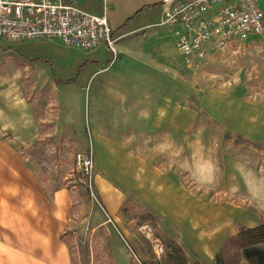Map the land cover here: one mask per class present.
Masks as SVG:
<instances>
[{
  "label": "rangeland",
  "instance_id": "1",
  "mask_svg": "<svg viewBox=\"0 0 264 264\" xmlns=\"http://www.w3.org/2000/svg\"><path fill=\"white\" fill-rule=\"evenodd\" d=\"M258 1L264 10V0ZM60 45L58 52L65 69L57 61L55 69L51 62L23 68L15 65L18 56L0 48V111L7 113L0 118V123L10 128L0 133L20 145L18 150L31 163L50 194L62 188L69 192L65 239L71 247L74 264H159L165 262L167 243L172 240L182 245L190 259H200L188 244L175 212H164L161 209H166L165 206L155 207L130 193L129 188L123 186L131 182L129 176L110 178L101 172L109 165L101 163L100 166L97 162L89 123L90 93L94 88L88 85L83 90L80 81L76 82L79 72L76 50L83 51ZM104 55L96 56L102 62ZM186 67L185 81L193 86L192 102L197 109L200 97L212 88L264 107V33L235 48L214 52L201 65ZM56 78L63 82L54 81ZM25 100L32 105L34 118L32 128L28 126L23 132L24 125L20 124L22 129L19 125L16 127L13 115H9L16 109H24L19 103ZM206 112L208 114L199 109L194 129L187 134H177V138L168 132L154 133L153 139L148 133H108L124 138L133 153L153 159L176 184L189 191L194 200L198 198L222 209L231 221L232 235L239 226L253 224L254 215L264 209V147L256 144L264 140V127L260 122H248L246 117L235 118V129L244 131L246 137L225 127L224 115L219 109ZM26 139L27 143L23 141ZM174 140L178 142L177 148L171 145ZM78 153L92 154L91 175L77 163ZM113 169L125 171L124 165L119 164H114ZM108 188L124 197L115 215L107 211L104 195ZM181 195L179 190L171 189L170 193V189H166L160 198L175 209L180 206ZM155 205L159 206L158 200ZM191 210L184 220L194 214ZM215 219L218 214L208 213V221ZM160 245L163 253L158 252ZM210 264L217 263L213 260ZM238 264L248 263L240 260Z\"/></svg>",
  "mask_w": 264,
  "mask_h": 264
},
{
  "label": "crops",
  "instance_id": "2",
  "mask_svg": "<svg viewBox=\"0 0 264 264\" xmlns=\"http://www.w3.org/2000/svg\"><path fill=\"white\" fill-rule=\"evenodd\" d=\"M74 1L89 12H106L115 36L120 37L117 42L119 57L110 67L111 53L105 47L92 52L76 50L79 71L76 82L80 81L83 90L88 85L94 88L90 93L89 123L97 162L109 165L101 172L110 178L129 176L131 182L123 186L129 188L130 193L155 207L165 206L166 209L160 208L164 212H175L190 247L206 264L212 263L231 233V221L224 216L223 210L198 198L194 200L189 191L176 184V180L153 159L133 153L124 138L108 132L148 133L152 134V139L154 133L168 132L177 138V134H187L194 129L199 109L205 113L209 109H219L224 115L225 127L246 136L241 129H235L233 120L246 117L248 122H260L264 127V107L219 88L206 90L199 98V109L193 106V86L185 81L187 65L177 46L176 31L185 27L162 24L164 0ZM0 43L3 51L18 56L15 65L30 68L48 61L54 69L57 62L65 69L58 52L61 45L57 42L40 39ZM98 54L106 56L104 61L100 62ZM82 65L84 67L80 68ZM22 104L24 109H16L14 114L8 115H13L16 127L24 125L23 129L20 127L24 132L28 126L32 128L34 117L32 105L26 100L19 106ZM4 116L7 113L0 111V118ZM79 121L82 125V116ZM3 130L10 131L4 122L0 123V132ZM23 141L27 143L28 140ZM257 142L264 147V140ZM177 143L174 140L171 145L177 148ZM19 146L0 133V264H74L71 247L65 239L69 224V192L62 188L50 194L31 163L18 150ZM185 158L187 160V156ZM114 164L124 165L125 171H114ZM166 189H170V193L171 189L181 191L179 207L172 209L170 202L162 201L160 194ZM105 194L109 210L106 209L110 215H115L124 197L113 189ZM157 200L159 206L155 205ZM191 208L194 214L184 220ZM262 210L257 211L250 226L264 221ZM210 212L218 214V219L208 221Z\"/></svg>",
  "mask_w": 264,
  "mask_h": 264
},
{
  "label": "built area",
  "instance_id": "3",
  "mask_svg": "<svg viewBox=\"0 0 264 264\" xmlns=\"http://www.w3.org/2000/svg\"><path fill=\"white\" fill-rule=\"evenodd\" d=\"M162 24L185 27L176 31L177 46L186 65L193 67L214 52L263 34L264 10L258 0H164ZM119 38L106 12H89L74 0H0L3 42L43 39L84 52L105 47L111 53L110 67L119 57ZM76 161L87 175L92 174L91 153H78ZM158 252L163 253L162 245Z\"/></svg>",
  "mask_w": 264,
  "mask_h": 264
},
{
  "label": "trees",
  "instance_id": "4",
  "mask_svg": "<svg viewBox=\"0 0 264 264\" xmlns=\"http://www.w3.org/2000/svg\"><path fill=\"white\" fill-rule=\"evenodd\" d=\"M55 80L63 82L61 78ZM70 80L67 79V81ZM214 260L217 264H238L240 260H245L248 264H264V221L256 226H239L235 234L227 237ZM159 264L205 263L197 258L190 259L182 245L176 240H172L167 243L165 262Z\"/></svg>",
  "mask_w": 264,
  "mask_h": 264
}]
</instances>
